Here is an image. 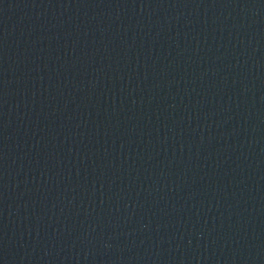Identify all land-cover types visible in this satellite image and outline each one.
<instances>
[{
  "label": "water",
  "instance_id": "obj_1",
  "mask_svg": "<svg viewBox=\"0 0 264 264\" xmlns=\"http://www.w3.org/2000/svg\"><path fill=\"white\" fill-rule=\"evenodd\" d=\"M43 264H264V0H49Z\"/></svg>",
  "mask_w": 264,
  "mask_h": 264
}]
</instances>
